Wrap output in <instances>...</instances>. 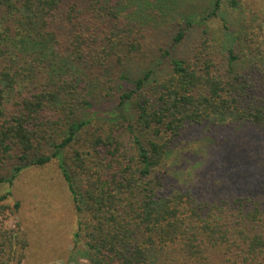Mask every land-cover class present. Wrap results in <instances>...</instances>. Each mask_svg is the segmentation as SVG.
I'll list each match as a JSON object with an SVG mask.
<instances>
[{"label": "trees", "instance_id": "trees-1", "mask_svg": "<svg viewBox=\"0 0 264 264\" xmlns=\"http://www.w3.org/2000/svg\"><path fill=\"white\" fill-rule=\"evenodd\" d=\"M174 1L0 0V183L57 161L88 264H264V193L165 188L160 167L192 127L219 115L264 127L263 53L249 64L237 38L217 47L222 0ZM10 194L0 217L20 209ZM28 245L0 226V264Z\"/></svg>", "mask_w": 264, "mask_h": 264}, {"label": "rangeland", "instance_id": "rangeland-1", "mask_svg": "<svg viewBox=\"0 0 264 264\" xmlns=\"http://www.w3.org/2000/svg\"><path fill=\"white\" fill-rule=\"evenodd\" d=\"M175 1L176 11L200 12L213 0ZM237 1L231 5L229 0H222V20L214 18L210 23L213 41L224 49L237 38L238 56L250 64L253 53L262 52L258 57L264 62V0ZM217 117L192 127L168 156L160 167L167 175L165 188L170 192L189 189L212 198L264 193V175H258L263 172L250 166L259 159L264 165V127ZM6 191L11 194L2 203L19 201L21 206L17 212L1 216L0 226L19 230L29 240L20 264H88L87 240L83 238L75 245L81 215L57 161L26 167L13 184L0 183V195ZM80 204L84 208V200Z\"/></svg>", "mask_w": 264, "mask_h": 264}]
</instances>
